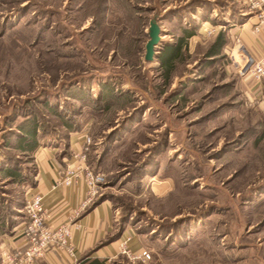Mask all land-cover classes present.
<instances>
[{"label": "rangeland", "instance_id": "rangeland-1", "mask_svg": "<svg viewBox=\"0 0 264 264\" xmlns=\"http://www.w3.org/2000/svg\"><path fill=\"white\" fill-rule=\"evenodd\" d=\"M182 1L183 9L162 11ZM234 6L236 0H0V163L32 171L31 158L11 147L24 118L64 133L43 101L76 126L88 124L85 163L103 175L97 195L137 233L136 253L148 254L119 253L111 264H264V82L261 96L248 98L237 82L244 73L227 55L207 67L199 62L222 28L216 14L226 10L227 27ZM211 7L214 24L197 16L187 52L164 81L159 50L173 45L176 20L192 25L177 14L190 8L205 15ZM149 20L160 41L146 61ZM19 179L0 170V215L21 205L14 212L23 216Z\"/></svg>", "mask_w": 264, "mask_h": 264}, {"label": "crops", "instance_id": "crops-1", "mask_svg": "<svg viewBox=\"0 0 264 264\" xmlns=\"http://www.w3.org/2000/svg\"><path fill=\"white\" fill-rule=\"evenodd\" d=\"M236 1L235 11L228 15L231 22L227 23V27L225 26L227 17H223L225 13L227 14L226 10L222 8V11L216 14L220 15L219 22H222L219 23L222 24V28L218 29H225L229 37L222 50L228 56L234 44L233 41L237 39L250 56L256 60L264 55V24H258L255 9H249L244 0ZM183 3V1L177 2L171 7L167 5L162 8V11L181 7ZM182 14L179 13L177 16ZM211 14H215L212 7L207 9V14L204 17L200 18V23L214 24ZM186 15L190 16L192 24L196 22L194 25L197 28L199 13L189 10ZM177 21H179L178 26L184 25L182 19ZM237 82L244 96L248 97L252 92L255 99L261 96L262 85L253 82L249 73L241 74ZM87 130L88 124H84L77 130L67 131L65 136L50 133L44 140H39L37 145L28 153H21L14 148L18 151L17 153L29 156L32 162V171L29 172V175H24L12 167L14 171L18 172L20 185L24 188L21 198L24 197L25 199L30 194L37 193L41 196V203L46 214L45 221L53 226L63 224V222L72 223L68 238L72 253L50 250L45 258L36 260L33 264H92L94 261H98L97 264H109L110 260L119 254L120 241L129 234L127 249L133 252L141 249L137 233L128 226L116 238L109 239L117 220L113 205L109 201L103 199L91 207L88 204L80 209L81 201L86 195V185L80 176L67 185L56 183L63 168L75 164L76 155L83 144V134H87ZM6 165L7 161H1L0 170L2 172L3 168L7 167ZM7 176L9 175L7 174ZM20 206L14 208L12 205L9 210L7 206L5 208L6 213L0 215V248H11L23 243L19 229L25 221V216L24 214L22 216ZM15 210H20V214L17 215Z\"/></svg>", "mask_w": 264, "mask_h": 264}, {"label": "built area", "instance_id": "built-area-1", "mask_svg": "<svg viewBox=\"0 0 264 264\" xmlns=\"http://www.w3.org/2000/svg\"><path fill=\"white\" fill-rule=\"evenodd\" d=\"M244 1L249 9H255L258 24H264V0ZM233 42L228 54L232 64L234 63L239 73H249L253 82L261 85L264 82V55L254 60L237 39ZM235 51L237 56L233 55ZM90 142V136L83 134V144L76 155L75 164L65 166L56 182L58 185H67L79 176L83 179L86 185V195L81 201L80 209L90 204L95 198L103 180L100 172L92 171L85 163L84 151L87 150ZM23 203L25 221L19 229L23 243L11 248H0V264H33L36 260L45 258L50 250L71 254L68 238L72 223L63 222V224L53 226L45 221V210L41 203V196L37 193L30 194ZM129 238L130 234L120 241L119 253L124 254L128 259H146L147 253L143 251L136 253L127 249L126 244Z\"/></svg>", "mask_w": 264, "mask_h": 264}, {"label": "trees", "instance_id": "trees-1", "mask_svg": "<svg viewBox=\"0 0 264 264\" xmlns=\"http://www.w3.org/2000/svg\"><path fill=\"white\" fill-rule=\"evenodd\" d=\"M182 7L183 6L168 9L164 11V13L165 12L172 13L173 11H175L174 9L181 10L183 9ZM189 9L190 8L187 9L188 12H189ZM190 11L195 12L194 9H190ZM181 13L187 14V11H181ZM199 15H200L199 18H202L205 16L203 15V12H201ZM187 18L191 20L190 16H187ZM194 28H196L194 24L189 25V27H185L183 25L178 26L179 33L175 37L173 45L171 46L162 45L161 46L159 50L158 59L160 60L161 74H162L164 81H167L169 74L173 69L175 60L176 59L181 60L182 56L187 52V41L189 37L194 35V33L196 32ZM3 31L4 29H1L0 34ZM227 42H228V35L225 32V29H218L214 33L212 38H210V40L206 42L204 49L201 52V59L199 62H201L202 65L200 64V66L207 67L210 64L211 60H214L216 58L219 59V58L225 57L226 53L222 49H223V46ZM83 95L84 96L86 95L85 91ZM72 97H74L75 99L77 98L78 100L82 98L81 96H78L77 94L75 95L74 93L72 94ZM86 98L88 99L89 97L87 96ZM43 103L45 104L46 108L51 113L58 116V119L60 120L61 125L64 128V133H62L61 136H65L67 134L66 133L67 131H73L79 128L78 126L73 124V122L66 120L65 117L59 112H57V110H55L52 107V105L49 104L48 101H45V102L43 101ZM15 127L17 129V137H16V141L13 144H11V147H14L21 153L30 152L37 145V142L39 140H44L45 138H47L48 135H50V133H54V134L56 133L58 135L60 134L59 132L54 131V129L44 130L43 127H41L40 125L36 123V121H34L33 115H31L30 117L24 118L23 121L21 122H17L15 124ZM3 171H5V173L8 175H11V176L13 175L14 177L19 176L18 172L14 171V169H11L10 167L3 168ZM103 199L105 198L100 195L95 196V198L89 204V207L95 205V203ZM126 226H127L126 220H124L123 218L116 220L112 235L109 239L113 240L114 238H116ZM95 263L97 264L98 261L97 262L94 261V263L92 264H95Z\"/></svg>", "mask_w": 264, "mask_h": 264}, {"label": "water", "instance_id": "water-1", "mask_svg": "<svg viewBox=\"0 0 264 264\" xmlns=\"http://www.w3.org/2000/svg\"><path fill=\"white\" fill-rule=\"evenodd\" d=\"M159 27L155 20H149L146 28L147 39L143 44V59L150 61L154 56V49L160 41ZM245 70V68H244Z\"/></svg>", "mask_w": 264, "mask_h": 264}]
</instances>
